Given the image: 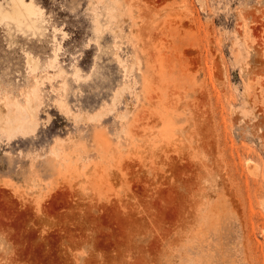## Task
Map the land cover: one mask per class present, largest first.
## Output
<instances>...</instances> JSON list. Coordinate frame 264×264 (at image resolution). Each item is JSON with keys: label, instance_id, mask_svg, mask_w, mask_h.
<instances>
[{"label": "rangeland", "instance_id": "obj_1", "mask_svg": "<svg viewBox=\"0 0 264 264\" xmlns=\"http://www.w3.org/2000/svg\"><path fill=\"white\" fill-rule=\"evenodd\" d=\"M33 1L41 32L0 16V264H264V0Z\"/></svg>", "mask_w": 264, "mask_h": 264}, {"label": "bare ground", "instance_id": "obj_2", "mask_svg": "<svg viewBox=\"0 0 264 264\" xmlns=\"http://www.w3.org/2000/svg\"><path fill=\"white\" fill-rule=\"evenodd\" d=\"M9 5L10 7L7 10L5 11L0 10V16L2 19H9L10 21L14 22L16 26L20 28L21 27L26 28L27 30L35 34L37 32L42 31L41 24H43L44 22V9L39 7L33 0H11ZM95 25H99V24H95ZM97 28L95 30H97ZM58 50H60L59 44L57 45V47L55 48V51L53 52L54 56L52 57L51 63L49 64V66H54V63L58 60L59 58L58 52H57ZM114 58H116L118 65L122 68L124 72V77H128L130 68L128 70V67L126 66V61L122 58V56L120 55L118 51H115ZM28 62L31 65L32 69L35 70L37 63L33 61V59H31L30 57H28ZM79 72H81V70L79 71L77 69L71 75H74L77 78H80ZM125 88H127L126 84L124 85L121 92H115V95L111 103H106L105 106H103V108L100 109L99 111H96L94 113H89L87 115L88 117L85 116L86 118L82 116L80 112H75V113L72 112V109L69 108V105L64 100H57L56 105L58 109L62 111L64 115H67V116L72 115L74 117L72 119L73 121L75 119V122L76 121L78 122V121H81L87 118L89 120H93V119L95 120L97 118H99L100 120H103L105 118H108L111 115L114 108L116 107V100L120 99L121 95H123L122 92H124ZM38 100H39L38 89L37 87H34L33 89H31V93H29L26 97V106H25L26 110L30 113V118L28 119L27 123L29 125V130H31L32 133L36 132V129L38 128V124H39L37 121L38 105H39ZM2 113L0 112V121L4 120L3 118L4 115ZM19 123L20 122H16L15 126L13 125L7 126V128H5L6 133H8L9 136H13L15 135V133H20L23 130L24 122L21 121V124Z\"/></svg>", "mask_w": 264, "mask_h": 264}]
</instances>
